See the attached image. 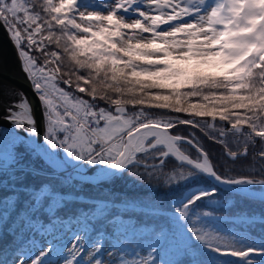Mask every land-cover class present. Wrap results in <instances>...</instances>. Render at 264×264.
Instances as JSON below:
<instances>
[{
    "label": "snow or ice",
    "instance_id": "snow-or-ice-1",
    "mask_svg": "<svg viewBox=\"0 0 264 264\" xmlns=\"http://www.w3.org/2000/svg\"><path fill=\"white\" fill-rule=\"evenodd\" d=\"M0 26L42 108L39 123L24 99L3 116L15 136L0 128V241L7 230L17 247L0 264H259L264 243L233 233L241 217L216 188L169 207L59 188L199 172L264 189V0H0Z\"/></svg>",
    "mask_w": 264,
    "mask_h": 264
},
{
    "label": "trees",
    "instance_id": "trees-1",
    "mask_svg": "<svg viewBox=\"0 0 264 264\" xmlns=\"http://www.w3.org/2000/svg\"><path fill=\"white\" fill-rule=\"evenodd\" d=\"M6 33L9 35L7 31ZM8 37H10V35ZM16 51L18 53L17 48ZM31 54L42 64V61L44 59L42 54L35 52ZM207 146L214 156L219 155L220 148L218 146L211 144H208ZM24 182L27 184H32L34 186H39L42 180L40 178L28 177ZM153 183L155 182L153 181ZM210 188L217 189L215 195L218 197L219 202L223 205V208L220 209L221 211L226 210L241 217L240 221L236 223L234 228L232 229L233 233L242 237H254L255 243L257 244L264 243V198L260 199L254 196L243 194L240 195L238 193L228 191L222 187L216 186L200 173L190 176L184 181H179L173 185H170L169 187L156 186L152 188L148 185L141 184L134 178L129 177L127 174H125V177L111 180L108 183L98 185L95 184V182H93V184H75L70 188H59V190L62 192L75 190L85 197H104L109 195L112 196L113 199L123 198L127 200H141L145 196L152 194L153 197H159L161 200H163L164 206L169 207L177 197L189 195L191 193ZM8 190V184L6 183L2 194L7 195ZM25 199V195L21 192L20 204H22ZM88 202L94 203L95 201ZM209 205V201H204L201 204L202 207H208ZM70 207H76V205H71ZM143 219V217H137V220ZM202 219L206 223H211L212 226L217 228L218 230H225L221 227L218 221H210L207 218ZM10 240L11 237L8 235V232L6 230L3 236V240L0 241V256H2L3 254V247L5 249L6 256L10 253L11 249L16 248L17 245L10 244ZM201 251L205 254H208L207 249H201ZM217 264H220V262L218 261ZM223 264H244V262L237 257H228L223 262ZM259 264H264V258L259 259Z\"/></svg>",
    "mask_w": 264,
    "mask_h": 264
},
{
    "label": "water",
    "instance_id": "water-1",
    "mask_svg": "<svg viewBox=\"0 0 264 264\" xmlns=\"http://www.w3.org/2000/svg\"><path fill=\"white\" fill-rule=\"evenodd\" d=\"M9 35L3 26H0V128L9 127L12 125L3 120L5 110L11 106L10 102L16 100H26L30 108L36 115L38 123L41 113V103L38 99L37 93L33 90L32 83L28 79L27 74L23 71L22 63L19 55L16 51L15 44H13ZM199 173V172H198ZM210 180L216 186L222 187L228 191H232L238 194L254 196L257 198H264V189H252L249 186L248 191H242L240 186H227L217 183L213 177L208 174L200 173ZM87 179V177H82ZM100 177H93L92 181Z\"/></svg>",
    "mask_w": 264,
    "mask_h": 264
},
{
    "label": "rangeland",
    "instance_id": "rangeland-1",
    "mask_svg": "<svg viewBox=\"0 0 264 264\" xmlns=\"http://www.w3.org/2000/svg\"><path fill=\"white\" fill-rule=\"evenodd\" d=\"M19 102H21V101H19V100L17 101L16 100V101L10 102V104L12 105L14 103H19ZM2 129H3L4 135L6 137H10V136L11 137H14L15 136V131L13 129H10L9 127H4ZM222 231H224V230H222ZM235 235H237V234H235ZM237 236H240V235H237ZM240 237H242V236H240ZM243 237H245V236H243ZM36 239H37V241L39 243V246L42 247L43 246V242H44V238H41V237L37 236ZM96 239H97L96 235L93 234L92 236L86 237L85 238V242H86L87 245H91V244L94 243V241ZM241 242H243V241H241ZM61 243L68 244L70 246L71 237H70V234L69 233L66 232V233L63 234V241H61ZM103 243H104L105 247L109 246L112 243L111 237L105 238L104 241H103ZM35 251H36V248H34V247H26L23 250V252L25 254H34ZM8 255H13V252L10 251V253ZM42 259H44V264H47V259L46 258H42ZM81 264H84V262L82 260H81Z\"/></svg>",
    "mask_w": 264,
    "mask_h": 264
},
{
    "label": "built area",
    "instance_id": "built-area-1",
    "mask_svg": "<svg viewBox=\"0 0 264 264\" xmlns=\"http://www.w3.org/2000/svg\"><path fill=\"white\" fill-rule=\"evenodd\" d=\"M20 60H21V63L23 64V62H22V59L20 58ZM29 79V78H28ZM30 80V79H29ZM31 82V81H30Z\"/></svg>",
    "mask_w": 264,
    "mask_h": 264
},
{
    "label": "bare ground",
    "instance_id": "bare-ground-1",
    "mask_svg": "<svg viewBox=\"0 0 264 264\" xmlns=\"http://www.w3.org/2000/svg\"><path fill=\"white\" fill-rule=\"evenodd\" d=\"M18 100H19V99H18ZM18 100H17V101H18ZM19 101H21V100H19Z\"/></svg>",
    "mask_w": 264,
    "mask_h": 264
}]
</instances>
